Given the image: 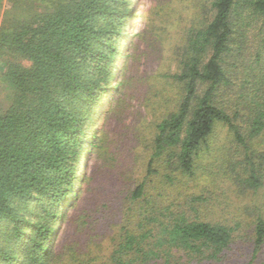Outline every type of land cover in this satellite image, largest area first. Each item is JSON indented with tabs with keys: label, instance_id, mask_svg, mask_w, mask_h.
I'll return each instance as SVG.
<instances>
[{
	"label": "trees",
	"instance_id": "16d2710c",
	"mask_svg": "<svg viewBox=\"0 0 264 264\" xmlns=\"http://www.w3.org/2000/svg\"><path fill=\"white\" fill-rule=\"evenodd\" d=\"M6 1L0 264H264V0Z\"/></svg>",
	"mask_w": 264,
	"mask_h": 264
},
{
	"label": "rangeland",
	"instance_id": "374dc122",
	"mask_svg": "<svg viewBox=\"0 0 264 264\" xmlns=\"http://www.w3.org/2000/svg\"><path fill=\"white\" fill-rule=\"evenodd\" d=\"M147 1V0H146ZM137 3H138V0H135L134 1V7L133 9L131 10V16L133 15L135 9H136V6H137ZM9 5L8 1H4V6L0 9V23L2 22V19H3V16H4V9L7 8ZM147 8V4L144 5V9ZM133 32V29L131 27H128L127 29V36H130L131 33ZM2 62V58L0 57V64ZM132 66L130 65V68ZM2 90H1V85H0V98L2 97V94H1ZM53 223V221L50 223V225ZM52 226V225H51ZM7 264H10V263H7Z\"/></svg>",
	"mask_w": 264,
	"mask_h": 264
}]
</instances>
